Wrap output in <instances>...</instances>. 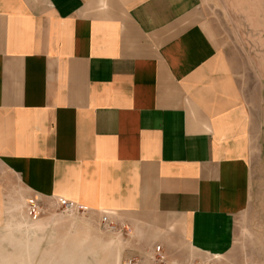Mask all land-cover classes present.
Here are the masks:
<instances>
[{
	"label": "crops",
	"instance_id": "obj_1",
	"mask_svg": "<svg viewBox=\"0 0 264 264\" xmlns=\"http://www.w3.org/2000/svg\"><path fill=\"white\" fill-rule=\"evenodd\" d=\"M199 5L0 0V224L17 187L106 213L167 260L232 248L264 155V71L219 51Z\"/></svg>",
	"mask_w": 264,
	"mask_h": 264
},
{
	"label": "rangeland",
	"instance_id": "obj_2",
	"mask_svg": "<svg viewBox=\"0 0 264 264\" xmlns=\"http://www.w3.org/2000/svg\"><path fill=\"white\" fill-rule=\"evenodd\" d=\"M199 3L198 23L219 51L240 56L246 67L264 71V0ZM244 77L246 89L255 88L250 68ZM258 87L261 92L263 85ZM251 171L250 207L235 221L232 248L216 258L195 254L182 243L171 252L170 260L162 249L161 264H264V155ZM5 195L0 264H127L131 254L141 251L144 256H137L138 264H154L152 250L161 244L132 239L128 224L116 223V230L108 232L96 216L67 210L60 201L29 197L17 187ZM31 206L36 208L34 215L29 214Z\"/></svg>",
	"mask_w": 264,
	"mask_h": 264
},
{
	"label": "built area",
	"instance_id": "obj_3",
	"mask_svg": "<svg viewBox=\"0 0 264 264\" xmlns=\"http://www.w3.org/2000/svg\"><path fill=\"white\" fill-rule=\"evenodd\" d=\"M60 202L63 204L65 209L67 210H77V211H85L84 208L78 207L72 202H65L63 200H60ZM36 212L35 206H31L29 208V214L34 215ZM99 223L101 226L107 230L108 232H113L116 230V223L113 222L110 218L109 215L104 213L99 220ZM125 229V227H124ZM151 260L153 261L154 264H161L164 261L163 255H162V247L161 246H156L153 249V253L151 254ZM139 260L136 258L128 259L127 264H138Z\"/></svg>",
	"mask_w": 264,
	"mask_h": 264
}]
</instances>
